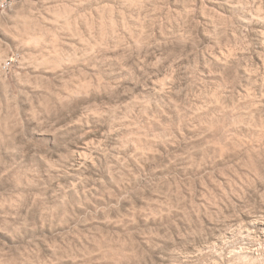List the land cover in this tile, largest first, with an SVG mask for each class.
Returning <instances> with one entry per match:
<instances>
[{"label": "clouds", "instance_id": "obj_1", "mask_svg": "<svg viewBox=\"0 0 264 264\" xmlns=\"http://www.w3.org/2000/svg\"><path fill=\"white\" fill-rule=\"evenodd\" d=\"M0 264H264V0H0Z\"/></svg>", "mask_w": 264, "mask_h": 264}]
</instances>
